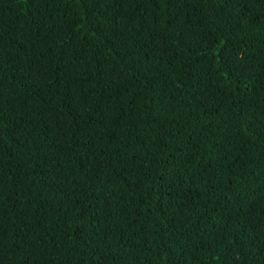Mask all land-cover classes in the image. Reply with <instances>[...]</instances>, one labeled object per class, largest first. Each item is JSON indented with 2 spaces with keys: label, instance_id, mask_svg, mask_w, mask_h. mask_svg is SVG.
Returning <instances> with one entry per match:
<instances>
[{
  "label": "trees",
  "instance_id": "trees-1",
  "mask_svg": "<svg viewBox=\"0 0 264 264\" xmlns=\"http://www.w3.org/2000/svg\"><path fill=\"white\" fill-rule=\"evenodd\" d=\"M0 264H264V0H0Z\"/></svg>",
  "mask_w": 264,
  "mask_h": 264
}]
</instances>
